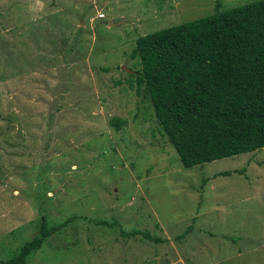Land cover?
<instances>
[{"label": "rangeland", "instance_id": "rangeland-1", "mask_svg": "<svg viewBox=\"0 0 264 264\" xmlns=\"http://www.w3.org/2000/svg\"><path fill=\"white\" fill-rule=\"evenodd\" d=\"M216 1L0 0V260L45 215L30 264H264V148L183 167L135 81L138 37Z\"/></svg>", "mask_w": 264, "mask_h": 264}, {"label": "trees", "instance_id": "trees-1", "mask_svg": "<svg viewBox=\"0 0 264 264\" xmlns=\"http://www.w3.org/2000/svg\"><path fill=\"white\" fill-rule=\"evenodd\" d=\"M220 6L217 0L209 15L142 35L132 50L140 61L135 81L185 168L264 148V0ZM109 122L126 124L115 116ZM65 224L49 226L42 215L38 233L0 264H30L29 255ZM136 234L152 239L123 233Z\"/></svg>", "mask_w": 264, "mask_h": 264}, {"label": "water", "instance_id": "water-1", "mask_svg": "<svg viewBox=\"0 0 264 264\" xmlns=\"http://www.w3.org/2000/svg\"><path fill=\"white\" fill-rule=\"evenodd\" d=\"M112 24H114V23H112ZM126 69H127V71L132 72L130 69H128V68H126Z\"/></svg>", "mask_w": 264, "mask_h": 264}]
</instances>
